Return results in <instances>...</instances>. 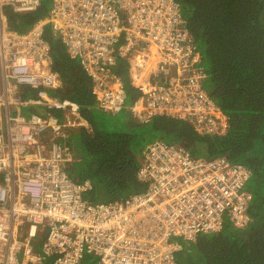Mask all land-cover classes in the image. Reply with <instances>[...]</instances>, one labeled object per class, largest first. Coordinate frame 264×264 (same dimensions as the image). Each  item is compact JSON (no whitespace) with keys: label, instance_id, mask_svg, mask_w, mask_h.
<instances>
[{"label":"built area","instance_id":"obj_1","mask_svg":"<svg viewBox=\"0 0 264 264\" xmlns=\"http://www.w3.org/2000/svg\"><path fill=\"white\" fill-rule=\"evenodd\" d=\"M42 0H0V264H180V240L218 232L226 215L249 221L250 169L225 156H194L183 145L153 140L136 175L144 188L93 201L89 179L71 177L69 148L59 142L80 126L79 102L49 91L62 77L53 66L45 26L60 38L90 81L99 109L187 120L200 134H222L227 116L204 86L201 50L177 0H51L44 18L10 28L5 9L36 10ZM127 63V81L117 68ZM24 89L35 98H24ZM57 106L24 112L27 103Z\"/></svg>","mask_w":264,"mask_h":264},{"label":"trees","instance_id":"obj_2","mask_svg":"<svg viewBox=\"0 0 264 264\" xmlns=\"http://www.w3.org/2000/svg\"><path fill=\"white\" fill-rule=\"evenodd\" d=\"M177 1L201 50L206 73L204 86L227 116V130L222 134H200L187 120L167 115L139 121L129 113L135 91L127 82L129 104L123 109H127L128 116L121 121L122 129H106L94 111L89 78L46 25L45 37L51 43L53 66L63 80L49 94L58 100L78 101L83 116L92 126L89 130L72 131L73 140L69 138L71 133L64 136L74 158L66 170L72 176L71 171L80 163L77 158L87 153L98 155L101 164H95V177H72L93 181L87 193L89 199L111 201L126 197L123 194L127 191L129 195L143 190L144 183L136 172L144 159L146 144L153 140L181 144L194 156L222 155L241 162L251 172L248 186L252 200L248 205L247 226L237 228L224 221L218 232L201 233L193 241H180L175 257L180 264H264V0ZM47 11L45 0L30 12L5 9L10 28L18 31L44 18ZM117 70L127 81V63L121 60ZM33 95L29 89L22 93L24 98H35ZM22 111L63 115L57 106L32 102L22 107ZM81 264L98 263L87 254Z\"/></svg>","mask_w":264,"mask_h":264},{"label":"rangeland","instance_id":"obj_3","mask_svg":"<svg viewBox=\"0 0 264 264\" xmlns=\"http://www.w3.org/2000/svg\"><path fill=\"white\" fill-rule=\"evenodd\" d=\"M50 2H51V0H45V8H46V10L49 9ZM126 103L129 104L128 99H127ZM94 111L98 115H100L99 117L102 119L103 124L105 123L104 124V127L106 129H110V130L113 129V128H115V129L121 128V121H122V119L125 118L126 116H128L127 109H123V110L117 112L116 115H113L115 113H109L107 111H103V110L99 109L96 104L94 105ZM108 119L110 121L109 123L107 121ZM82 122H83L84 125H80V126H84L85 130L86 129H88V130L91 129L92 126H91V124L89 122H87V119H86L85 122L84 121H82ZM115 123L117 124V126L114 125ZM70 133H71V136H69V138H72V140H73V133L72 132H70ZM67 140H68V138L66 139V137H64V138L63 137H60L59 138V142L62 145H65V143H67ZM77 159L80 161V163L77 166H75V168H74L73 171H71L72 176L73 177H76V178H79V177H82V176H87V175L92 176V177H95V173H94L95 164H96V162H98V163L101 164V161H100L98 155H96L94 153H87L83 157L80 156V159L79 158H77ZM72 162L74 163V161H71V162L68 163V167H69V165ZM76 178H74V179H76ZM90 181H91V183L93 185V181L91 179H90ZM247 186H248V183H247ZM248 188H249V186H248ZM128 193L129 192L127 191L123 195H128ZM223 218H224V220L226 222H229V219H228V217L226 215H224ZM179 240L182 241L181 239H179Z\"/></svg>","mask_w":264,"mask_h":264},{"label":"crops","instance_id":"obj_4","mask_svg":"<svg viewBox=\"0 0 264 264\" xmlns=\"http://www.w3.org/2000/svg\"><path fill=\"white\" fill-rule=\"evenodd\" d=\"M62 81H63V80H61V84H62ZM61 84H60V85H61ZM48 95H50V94H48ZM50 96L52 97V95H50ZM95 104L97 105L96 101H95ZM97 107H98V106H97ZM98 108H99V107H98ZM77 118H78V120H81V123H82L81 125H84L82 121L85 122V121H86V118L83 116L82 112L79 113V114L77 115ZM87 122H89V121L87 120ZM77 128H81V129L83 128V129H85L84 126H80V127H79V126H77V127H76V126H75V127H70V128H68V133H67V134H69L70 132H72V131H74V130H77ZM68 144H69V143H68ZM66 145H67V144L65 143V146H66ZM69 146H70V144H69Z\"/></svg>","mask_w":264,"mask_h":264},{"label":"bare ground","instance_id":"obj_5","mask_svg":"<svg viewBox=\"0 0 264 264\" xmlns=\"http://www.w3.org/2000/svg\"><path fill=\"white\" fill-rule=\"evenodd\" d=\"M196 41V40H195Z\"/></svg>","mask_w":264,"mask_h":264}]
</instances>
